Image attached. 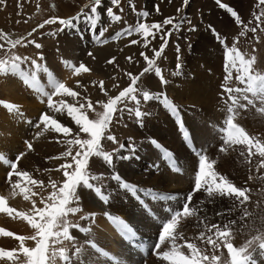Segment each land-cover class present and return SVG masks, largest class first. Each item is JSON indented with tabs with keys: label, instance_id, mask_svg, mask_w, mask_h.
I'll use <instances>...</instances> for the list:
<instances>
[{
	"label": "snow or ice",
	"instance_id": "obj_1",
	"mask_svg": "<svg viewBox=\"0 0 264 264\" xmlns=\"http://www.w3.org/2000/svg\"><path fill=\"white\" fill-rule=\"evenodd\" d=\"M2 2L3 0H0V3ZM120 3L121 0H110V5L105 9L107 17L113 22H119L122 19L113 10V6L119 8ZM183 4L187 6L189 0H183ZM217 4L229 12L237 23H243L238 13L231 6L224 4L222 0H217ZM101 6L102 0H90V4L85 6L90 8V12L81 10L80 14L67 19L52 16L44 20L38 27L42 29L45 25L59 23L64 28H71L74 27L75 20L83 17L88 21L91 28L95 29L100 15L98 8ZM258 6H264V0H258ZM120 11L122 12L123 8H120ZM156 11L159 12V6H156ZM177 11H180V9H177ZM137 15L144 18L145 22L138 20L135 27L129 26L127 29L116 33L112 39H119L125 35L131 36L135 33L143 38V47L147 48L151 42L149 37L155 39L157 33H162L160 39L163 43L159 46V50L152 49L154 53L152 57H149L145 52L140 53L147 66L138 75H133L130 72L126 73L130 83L123 90H120L118 94L108 96L107 90L104 88V82H99L100 90L108 96L106 102H96L103 109L100 112L95 111L93 102L87 97L81 98L86 103L78 101L77 98L81 96L80 92L55 78L46 66H42L35 59H31L28 56L22 57L16 54L13 50L18 45L23 44V37L12 39L9 34L0 30V41H4L8 45L3 58H0V75L12 74L22 78L34 91L40 93L41 97L47 98L48 109L54 113H66L75 127L74 133L73 127L67 126L53 115H50L48 111L42 112L36 122L32 120L25 121L32 128L40 129L35 134L37 138L49 132L64 137V140L60 142L67 145V150L56 157H49V159H62L64 161L58 168L54 169L62 172V182L60 183L50 179L46 185L43 180L33 178V175L28 170L20 167V161L26 156L27 152L34 151L32 141L25 140L26 151H18L13 158L0 153V163L7 168L5 185L8 188L6 195L0 194V213H6L13 219L24 220L34 230V234L22 236L0 229V235L14 237L15 240L19 241L18 248L11 250L0 248V261L10 262V264H58V261L62 262V264H74V261H77L78 264H84L81 256L83 246H77L76 237L72 235L71 230L77 229L82 233H88L90 228L73 223L70 220V216L83 211L80 206V189L92 191L106 205L109 203L110 195L105 193L104 186L94 183L102 180L103 175L93 174L90 170V162L93 157L100 158L109 168H113L114 156L117 159L133 158L135 146L132 144L131 138L127 148L128 154L123 156H117L116 154L120 150L125 149L124 144L120 143L118 148L106 151L103 142L118 143L116 136L111 133L113 120L117 113L121 114L122 119L123 114L127 112L130 116H134L137 119L140 126H143V118L146 113L141 110V98L145 103L152 100L159 101L175 118L178 130L182 133V138L186 143L192 144L190 133L186 129L177 105L164 93L153 94L149 90H142L138 87V82L145 73L151 72H154L159 77L161 84L167 83L162 75V69L157 65V59L164 53L172 31L179 30L184 21L182 19L177 23L174 22V17H167L162 24L159 22L150 24L146 22V18L149 16L147 11L139 12ZM262 17H264V11L255 16L258 26ZM167 25H172V29L164 33L163 28ZM189 30L194 31L195 29L191 28ZM261 30L264 31V29ZM33 31H36V29H33ZM106 31L107 28L101 29L99 35L95 38V43L107 44L109 42L107 39H100ZM248 32L256 33L257 27L249 28L245 25L240 35L244 36ZM31 35L32 32H29L28 36ZM49 35H54V33H49ZM216 37L222 44L225 43L218 33H216ZM256 39L259 40V37H256ZM28 43L33 44L37 49L42 48V45L35 40H29ZM131 43L138 44L140 41L132 40ZM24 46L26 47L27 45ZM4 49L5 44L0 43V50ZM177 51H179L178 46ZM88 55L92 56V53L89 52ZM40 58L43 59L42 56ZM29 60H31L34 68L31 74L21 69V65ZM128 60L131 61L132 57H128ZM113 62L114 58L108 61L110 64ZM64 64L77 76L91 71L83 62H80L78 66L70 61H64ZM256 64L257 56L242 52L236 46V42H233L231 47L226 48V75L221 85V99L224 98L223 93H226L227 101L224 107L225 119L222 121L221 126L218 127V138L221 140L218 150L221 153H227L230 148H234L236 145L243 146L246 152L240 151L239 155L244 157L249 164L252 162V157L259 156L261 158L257 165V171H259L264 168V140L250 135L244 127L236 122L238 110H246L250 106L256 108V111L261 116H264V72L256 70ZM177 67L179 68L180 65H177ZM233 70L237 74L236 80L242 87L228 86L232 80ZM40 71H44L50 77L48 83L52 91L38 86L39 81L36 73ZM112 79L115 80V77ZM93 84H95V81H93ZM77 86H81L79 82H77ZM113 87L119 88V85L114 84ZM54 96L71 97L76 102L68 103L64 99L54 101ZM128 103L134 104V107H129ZM257 104L259 105L258 107ZM0 105H3L10 112L22 115L19 107L15 104L0 101ZM89 110L95 112L94 119L89 118ZM152 143L160 151L161 158L167 161L172 170L178 173L182 172L183 166L178 164L170 150L163 148L155 140ZM73 148H76L75 153H73ZM191 150L196 157V167L193 174V191L186 196L161 193L152 189H139L131 183L124 182L119 173L115 171H113L110 179L116 181L121 189L128 191L138 202L146 217L155 222L158 232L156 240L151 247L153 254L160 261L166 262V264H221L222 253L221 255L216 253L223 246L228 253V259L224 261V264H258L256 257L264 258V235L253 236L242 246H235L232 239L233 226L237 223L236 220H229L223 226L218 223H213L209 226L204 223V219L198 214L202 211L200 205H203L205 201L201 200L198 205L190 207L193 195L196 192H203L209 203L213 202L216 197H224L233 200L235 202L234 207L237 204L243 207L250 199L251 190L248 187L236 186L227 176L216 171L215 165L217 161L210 158L203 147L199 149L193 147ZM154 167L158 168L159 166L154 165ZM45 171L51 172L53 169H45ZM14 177L15 179H13ZM249 179H252V177L250 176ZM36 188L41 190L51 188V192L44 196L40 192L35 191L34 189ZM18 196H22L24 201H30L31 209L29 211H18L16 208L9 206V199ZM37 197H39V203L43 205L42 207L37 205ZM146 199L163 201L165 205L162 209L164 215L160 216L153 212L149 204L145 202ZM177 201H179L178 206L175 203ZM169 202L172 203L169 204ZM224 214V212L216 213L217 216H223ZM95 215V213H91L87 216H82L81 219H91ZM250 215L251 213L244 207L241 219L243 220ZM106 216L125 240L133 243L139 241L138 232L133 224L116 215L106 213ZM193 217L198 222L197 227L203 225L204 230L200 231L199 235L194 238H185L183 231L180 230L182 222ZM29 240L35 242L34 247L26 246L25 242ZM180 240L183 243H178ZM66 241L72 244L71 254L69 248L64 246ZM197 241H200L199 245ZM86 243H90V246L97 252L102 251L97 248L95 243L91 241ZM137 246L142 248L143 243L140 242ZM102 254L105 257L109 256L107 252ZM116 264H120V261L117 260Z\"/></svg>",
	"mask_w": 264,
	"mask_h": 264
},
{
	"label": "rangeland",
	"instance_id": "obj_2",
	"mask_svg": "<svg viewBox=\"0 0 264 264\" xmlns=\"http://www.w3.org/2000/svg\"><path fill=\"white\" fill-rule=\"evenodd\" d=\"M222 2L231 6V8L236 11L243 23H237L229 12L218 6L217 0H189L187 6L183 4V0H121L119 8L113 6V10L117 15H120L122 19L119 22H113L107 17L105 12V9L110 5V0H102V6L98 8L100 15L95 29H91L90 24L83 17L79 20H75L74 27L71 28H64L59 23H56L45 25V27L41 29L38 27L39 24L52 16L67 19L80 14L81 10L90 12V8L85 7L90 4V0H3V2L0 3V30L9 34V36H18V38L23 37V44L18 45L13 51L22 57L28 56L31 59H35L37 63L46 66L54 77L58 78L61 82H63L65 74L71 71L65 66L64 61H70L76 66H78L80 62H83L91 71L88 73H81L79 76L73 74V77L65 83L68 87L80 92L81 96L77 98L78 101L86 103V101L81 98L87 97L93 102L95 111L100 112L103 109L96 103L97 101L106 102L108 96H114L118 94L120 90H123V88L120 90L114 88L113 85L117 84L120 87L127 78L126 73H129L131 69V65L128 62L127 45L129 39L136 37L137 34L134 33L131 36H121L119 39H112V37L116 33L127 29L129 26L135 27L138 20L145 22L144 18L138 17L137 15V13L143 11L149 13L146 22L150 24L156 22L162 24L163 20L167 17L164 16V11L167 12L166 15H168V17L175 18L174 22L178 23L182 19L184 21L179 30L172 31V35L168 38V44L164 53L157 59V65L162 69V75L164 77L166 76L167 78L174 74V71L178 68L177 65L184 59L186 51L190 50L199 36L205 32L213 36L212 38H214V41L216 40L215 43L217 42L216 44L218 45L221 43L216 39V33L228 44V47H231L233 42H236V46L242 52H246L249 55H256L257 64L255 68L256 70L264 72V31L261 30L264 29V17L261 18L259 26L258 22L255 20V16L259 15L261 11H264V6H258V0H222ZM156 6H159V12L156 11ZM120 8H123L122 12ZM177 9H180V11H177ZM83 25L86 27L84 30L81 28ZM245 25L249 28L257 27V32H248L246 35L241 36L240 33L243 31ZM62 28L63 30H61ZM104 28H107V31L104 32L100 39H107L109 42L107 44L95 43L96 36H98L101 29ZM191 28L195 30L190 31L189 29ZM33 29H36V31H33ZM170 29H172V25L164 26L163 32L166 33ZM29 32H32L31 36H28ZM49 33H54V35H49ZM161 34L162 33H157L155 39L149 37V39L151 38L156 41V50H159V46L163 43L160 39ZM86 36L93 40H88ZM189 37H191V43L189 41L185 44V40ZM256 37H259V40H257ZM193 39H195V41ZM29 40H35L37 43H40L42 48H35L33 44L28 43ZM24 45L27 46L25 47ZM185 45L187 46L186 49ZM177 46L179 47V51H177ZM7 47L8 45H5V49L0 50V58H3ZM89 52L92 53V56L88 55ZM41 56L43 59L40 58ZM113 58L114 62L111 64L108 63V61L113 60ZM21 69L31 74L34 71L31 60L23 63ZM142 70L137 72V68H135V74L138 75ZM9 75H11V77L8 75H0V101L17 105L22 115L16 112H10L3 105H0V153L7 154L9 158H13L18 151H26L24 141L30 140L33 143L34 151L27 152L26 156L20 161V167L24 170H28L33 175V178L43 180L46 185L50 179L60 183L62 182V172L55 171L54 169L58 168L64 161L62 159H49V157H56L61 152L67 150V145L60 142L64 140V137L49 132L37 138L35 134L40 131V129L32 128L24 122L27 120L28 110L32 111L31 114H36L32 115L33 117L30 119L33 122L37 121L38 112L45 111H48L50 115H53L67 126V122L71 120L67 117L66 113H54L48 109L47 98L40 100L41 104H45H43L44 110L38 109V112L33 111L31 109V106H33L32 104L24 103L26 102L25 99L23 102L22 99L18 98L17 92H15L14 95L7 90L8 84H10L11 81L18 84L25 93L29 92L31 87L19 76ZM36 75L39 81L38 86L52 91L48 84L50 79L48 74L44 71H40L36 73ZM113 77H115V80L112 79ZM142 78L143 83L141 84L139 81L138 85L141 84L143 87L151 91L153 90L151 93L158 92L159 89L157 90V88L158 86L160 87L161 82L154 72L145 73ZM93 81H95V84H93ZM100 81L104 82V88L107 90L108 96L100 90ZM234 81L236 82L237 80L234 79ZM77 82L81 85L80 87L77 86ZM28 96V99L26 98L27 101H37L32 95ZM61 99H64L68 103L76 102L71 97L54 96V101H59ZM24 104H26V109ZM129 104L130 103H128V106L130 107ZM141 110H143L142 107ZM88 115L90 119L95 118V112L91 110L88 111ZM128 119L129 114L127 112L123 114L122 119L120 113L116 114L111 127V133L116 136L118 143L113 144L110 141H104L103 144L106 151H112L118 148L120 143L125 145L129 132ZM6 120L8 123L7 129L14 131L13 135L16 138L15 141H17V143H15L16 145L14 144L16 148H12L14 151L7 146L6 142L7 138L12 140V135L9 134L8 137L4 135L5 127L3 123ZM23 123L25 126H23ZM239 124L241 125L242 123L240 122ZM72 127L75 133L74 125ZM24 128H27L28 131ZM75 151L76 148H73V153H75ZM2 165L4 169L3 174L0 175V177H2L0 178V194L5 191L7 194L8 188L5 185L7 168L4 164ZM45 169H53V171L46 172ZM90 170L93 174L103 175L102 180L94 183L104 186L107 184L108 178L111 177L108 166L103 163L100 158H92ZM13 179H15V177ZM34 190L40 192L44 196H47L51 192V188H46L44 190L36 188ZM36 199L37 205L42 207L43 205L39 203V197ZM12 200L13 201L10 202L11 200L9 199V206L16 208L18 211L27 212L31 209L30 201H24L22 196L15 197ZM248 202L250 204L249 212L251 215L245 217L243 220H239L233 228L232 242L235 246H242L253 236L264 235V182L254 189V192L250 194ZM82 209V212L70 216V220L73 223H78L80 226L84 223V219H81V217L86 215L83 207ZM0 217H3L0 223V229L20 235V228H24L20 223L26 221L19 218L13 219L6 213H0ZM27 227L31 229L29 225ZM16 241L14 237L0 235V248L10 250L14 247ZM64 246L69 248L67 241ZM225 252L227 253V249L223 246H221V249L217 252V255H221L222 253L221 264H224V261H226L228 257V253L226 254ZM3 262L4 261H0V264H3Z\"/></svg>",
	"mask_w": 264,
	"mask_h": 264
},
{
	"label": "bare ground",
	"instance_id": "obj_3",
	"mask_svg": "<svg viewBox=\"0 0 264 264\" xmlns=\"http://www.w3.org/2000/svg\"><path fill=\"white\" fill-rule=\"evenodd\" d=\"M166 14L167 12L164 11V16L168 17ZM81 28L82 30L86 29L85 25ZM10 37L12 39H18V36ZM212 37L213 36L209 35L208 32L201 34L198 40L191 46L190 50L186 51V54L184 53V59L179 63L180 67L175 71L173 70L174 74L167 78L166 76L164 77L167 83L161 84L160 87L156 84L158 86L157 90H159L153 93H164L175 105H177L193 143L191 145L186 143L182 138V133L178 130L175 118L159 101L152 100L145 103L141 98L142 111L146 113L143 118V126H140L134 116L129 115V119L127 120L129 132L127 134L128 139L125 143L126 146L125 149L120 150L116 155L123 156L128 154L127 148L130 138L132 144L135 146V153L131 159H117L116 156H114L113 168L108 167L111 176L113 171H115L119 173L124 182L131 183L139 189H152L161 193L186 196L193 191V174L196 167V157L191 149L193 147L197 149L203 147L206 150V154L217 161L215 165L216 171L227 176L236 186L248 187L251 190V194L254 192L255 188L263 184L264 168L257 171V162L261 159L259 156L252 157V162L249 164L244 157L239 155L240 151L246 152L243 146L236 145L234 148H230L227 153H221L218 150L221 145V140L218 138V127L221 126L222 121L225 119L224 107L227 101L226 93H223L224 98L221 99V85L226 75L225 55L228 44H222L220 42L221 44L218 45L216 44L217 42L215 43L216 40L214 41ZM86 38L91 40L88 36H86ZM188 39L185 40V44L191 40V37ZM132 40H139L140 43L132 44ZM149 40L151 42L147 48L143 47L144 41L139 35L130 38L128 41V56L132 57L131 61L128 60L131 65L129 72L133 75H136L135 68H137V72H139L146 67V62L140 55L141 52H145L149 57L153 56L152 49L157 47V43L151 38ZM193 40L195 41V39ZM0 43L7 45L4 41H0ZM186 47L185 45V49ZM73 74L72 71L67 72L63 82L70 80ZM236 75V72L233 70L232 80L228 84L229 87H242L238 81H234ZM8 76L11 77L9 74ZM129 82L127 76L125 82L118 89L120 90L126 87ZM140 83H143V78L140 80ZM141 84H139L138 87L142 90L153 91L143 87ZM8 85V92L14 95L15 92H17L19 95H17L18 98L22 99V101L25 99L26 102L23 101L24 103L33 105L31 106L33 111H37L38 109L44 110V103L41 104L40 100L46 99V97H41L40 93L34 91L32 88H30L29 92L25 93L14 81H11ZM28 95H32L37 101H27L26 98L29 97ZM129 105L130 107H134L132 103ZM24 106L26 109V104H24ZM258 106L257 104V107ZM27 113V120H30L33 117L32 115H36L31 114L32 111L29 110ZM41 113L42 112L37 113L38 117ZM236 122H241V126L244 127L250 135L257 136L264 140V116H261L256 111V108L250 106L246 110H238ZM24 123L23 126H25ZM7 124V120L4 121V135H7L6 137H8L9 134L12 135V140L7 138L6 142L7 146L13 150L12 148H16L14 146L17 141H15L16 138L13 135L14 131L7 129ZM67 124L69 127L73 126L72 121L67 122ZM24 129L27 130V128ZM153 140L174 154L178 164L183 166L182 172L178 173L172 170L168 163L162 160L160 151L152 143ZM154 165H158L159 167L155 168ZM2 166L3 165L0 163V175L3 174L4 166ZM250 176L252 179H249ZM107 181V184L104 185L105 193L110 195V201L107 205L99 200L92 191L85 189L79 190L81 206L85 210V216L91 213L96 214L94 218L84 219V223L82 224V227L90 228V232L82 233L77 229H72V235L76 237L77 246H83L81 256L84 260V264H116L117 260L120 261V264H166V262L160 261L157 256L153 254V249L151 247L156 240L158 232L155 222L146 217L138 202L128 191L121 189L118 183L110 178H108ZM5 192L1 194L6 195ZM12 199H10V202L13 201ZM201 200H204L205 203L200 205L202 211L198 214L204 219V223L209 226L213 223H218L223 226V224L229 220H236L238 222L242 220L241 216L244 207H246L248 211L250 208L249 202H246L243 207L238 204L234 207L233 205L235 202L224 197H216L213 199V202L209 203L203 192H196L195 195H193L190 207L198 205ZM145 202L149 204L153 212L157 215H164L162 211L165 206L163 201L146 199ZM171 203L172 202H169V204ZM175 203L177 206L179 205V201ZM230 209L231 211H229ZM217 212H224L225 214L223 216H217ZM106 213L119 216L126 222L133 224L138 232V236L146 240V248L141 249L129 246L107 218ZM2 218L3 217H0V223L2 222ZM197 223L195 217L182 222L180 230L183 231L185 238H194L199 235L200 231L204 230L203 225L197 227ZM20 224L24 227L20 228V235L30 236L34 234V230L27 227L28 225L26 222H21ZM234 227L235 225L233 228ZM89 241L95 243L97 248L102 251L97 252L93 249L90 243H86ZM16 242L14 247L11 246L12 248H18L19 242ZM25 243L26 246L29 247L35 246L34 241L29 240ZM67 243L71 254L72 244L71 242ZM178 243H183V241L180 240ZM197 244L199 245L200 241H197ZM103 252H107L109 256L105 257L102 254ZM256 258L258 259V264H264V258H260L259 256ZM3 264H10V262L4 261ZM58 264H62V262L58 261ZM74 264H78V262L74 261Z\"/></svg>",
	"mask_w": 264,
	"mask_h": 264
}]
</instances>
